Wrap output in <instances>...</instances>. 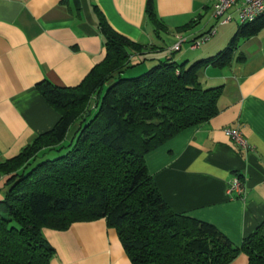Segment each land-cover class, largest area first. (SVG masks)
I'll use <instances>...</instances> for the list:
<instances>
[{"label": "crops", "instance_id": "crops-1", "mask_svg": "<svg viewBox=\"0 0 264 264\" xmlns=\"http://www.w3.org/2000/svg\"><path fill=\"white\" fill-rule=\"evenodd\" d=\"M152 11L157 22L147 15V0H0V162L51 130L60 117L40 94L39 82L73 87L102 61L99 14L117 33L146 47L145 54L131 57L133 64L145 58L133 73L168 58L188 65L213 57L241 25L233 9L226 23L213 18L209 0H153ZM232 22L230 39L231 32L218 35L219 26ZM209 31L208 39L192 48ZM178 35L185 42L171 52ZM236 43L228 64L206 65L197 72L203 87H221L217 113L182 129L144 160L171 210L214 225L240 247L264 220V27ZM77 127L78 122L69 141ZM234 128L248 148L226 132ZM234 175L244 182L241 197L226 192ZM6 178L0 176V200ZM42 233L54 249L49 264H131L115 229L103 218L73 222L62 230L44 227ZM247 262L241 252L229 264Z\"/></svg>", "mask_w": 264, "mask_h": 264}, {"label": "trees", "instance_id": "trees-1", "mask_svg": "<svg viewBox=\"0 0 264 264\" xmlns=\"http://www.w3.org/2000/svg\"><path fill=\"white\" fill-rule=\"evenodd\" d=\"M152 1L147 15L157 22ZM98 25L105 41L102 61L76 86L39 82L37 89L60 117L0 162V176H7L0 264H49L54 249L44 227L62 230L100 218L115 229L131 264H229L241 252L247 264H264V220L234 246L214 225L171 210L144 160L182 129L217 113L221 87H203L197 72L228 64L237 39L259 32L264 15L239 25L213 57L188 65L168 58L138 73L131 70L145 58L133 64L131 57L145 54L146 47L117 33L100 14Z\"/></svg>", "mask_w": 264, "mask_h": 264}, {"label": "built area", "instance_id": "built-area-1", "mask_svg": "<svg viewBox=\"0 0 264 264\" xmlns=\"http://www.w3.org/2000/svg\"><path fill=\"white\" fill-rule=\"evenodd\" d=\"M211 4V16L221 23H226L231 19L230 10H235L238 21L247 23L254 21L257 17L264 15V0H209ZM211 31L201 35L192 43V48L198 47L202 40L208 39ZM185 38L181 35L177 36V41L172 45L170 51L180 49ZM231 139L243 148H248L249 144L241 135L238 129H226ZM244 182L239 175H234L228 182L226 189L227 195L231 197H241L244 193Z\"/></svg>", "mask_w": 264, "mask_h": 264}, {"label": "rangeland", "instance_id": "rangeland-1", "mask_svg": "<svg viewBox=\"0 0 264 264\" xmlns=\"http://www.w3.org/2000/svg\"><path fill=\"white\" fill-rule=\"evenodd\" d=\"M207 15H208V13H207ZM203 23V21L201 22V24ZM213 23H214V21H213ZM233 26H236V23H234V22H232V23H230V24H228V25H224V26H219L218 27V35L219 34H221V35H226V34H230V32H231V34L229 35V38L228 39H230V37H232V34H233V32H232V27ZM185 44V43H184ZM221 48H223V47H221ZM178 51V50H177ZM175 53H178V52H175ZM150 68L152 65H147L146 64V69H148V67ZM145 69V70H146ZM133 72V71H132ZM69 143V140L68 139H66L65 141H64V143H63V146L64 145H66V144H68ZM63 150H64V148H63ZM55 154V152H51V153H49V157H52L53 155Z\"/></svg>", "mask_w": 264, "mask_h": 264}]
</instances>
